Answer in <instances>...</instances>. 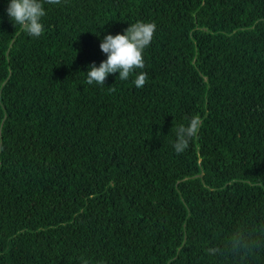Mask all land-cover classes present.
<instances>
[{"label":"trees","instance_id":"obj_1","mask_svg":"<svg viewBox=\"0 0 264 264\" xmlns=\"http://www.w3.org/2000/svg\"><path fill=\"white\" fill-rule=\"evenodd\" d=\"M9 3L0 264H264V243L207 252L240 223L264 227V0H41L39 38ZM139 21L156 24L144 69L89 85L103 37ZM195 115L177 154L175 129Z\"/></svg>","mask_w":264,"mask_h":264},{"label":"clouds","instance_id":"obj_2","mask_svg":"<svg viewBox=\"0 0 264 264\" xmlns=\"http://www.w3.org/2000/svg\"><path fill=\"white\" fill-rule=\"evenodd\" d=\"M47 3L58 5L61 0H47ZM7 15L14 27L19 25L29 36L39 38L44 31L42 18L46 15L45 8L41 0H10L7 8ZM156 30L154 22L139 21L124 30L123 34L104 36L100 44V49L107 55V59L99 66L95 62L91 63L87 73V83L94 82L104 85L109 74L119 73L120 80H128L130 75L137 69H144V50L153 40ZM147 79V73L136 74L133 83L136 87L142 88ZM115 88L110 86L109 92H114ZM202 125L199 115L192 116L187 126L181 124L175 129L176 140L174 150L180 154L186 150L190 140L195 137ZM264 227L259 231L250 228L247 223L238 224L233 231L221 242V245L209 247L210 255H241L250 253L264 243ZM82 264H88L82 258Z\"/></svg>","mask_w":264,"mask_h":264}]
</instances>
